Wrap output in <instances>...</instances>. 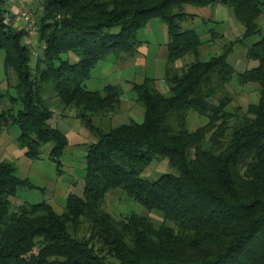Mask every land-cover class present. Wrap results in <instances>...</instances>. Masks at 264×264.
I'll return each mask as SVG.
<instances>
[{"label": "trees", "instance_id": "trees-1", "mask_svg": "<svg viewBox=\"0 0 264 264\" xmlns=\"http://www.w3.org/2000/svg\"><path fill=\"white\" fill-rule=\"evenodd\" d=\"M8 2L0 0V53L6 80L12 72L16 81L0 87V103H9L0 131L16 126V142L31 160L51 145L47 156L58 172L68 140L54 116L73 113L94 141L84 147L82 196L68 194L61 213L46 202L13 207L19 189L37 187L0 160V264H264V35L245 50L250 68L236 71L227 59L261 34L264 0H40L34 53ZM214 5L226 7L243 31L202 60L205 41L182 27L196 18L185 7ZM153 19L168 37L167 92L153 78L131 83L142 121L105 127L120 110L122 88L90 91L83 83L109 54L136 55L144 44L137 35ZM209 34L210 41L222 36ZM68 54L78 60L62 59ZM234 81L255 86L256 102L229 111ZM189 111L206 122L189 129ZM153 161L171 171L142 177ZM116 190L147 214L106 211V195Z\"/></svg>", "mask_w": 264, "mask_h": 264}, {"label": "rangeland", "instance_id": "rangeland-1", "mask_svg": "<svg viewBox=\"0 0 264 264\" xmlns=\"http://www.w3.org/2000/svg\"><path fill=\"white\" fill-rule=\"evenodd\" d=\"M8 1V4L11 5L9 10L13 15L17 12L20 5L28 9L33 17L36 16L39 11L40 0ZM185 11L196 15L194 20L184 22L182 27L184 29L193 28L199 34L200 38L205 41L200 55V59L202 60H207L214 54L220 53L221 47L228 41L241 37L243 27L233 18L226 7L221 5L204 8L187 6L185 7ZM7 17L9 19V16ZM209 20L219 22V24H213ZM257 23L261 29V34L245 40L242 45L234 46L231 51L232 53L227 58L228 62L232 64L236 71H243L254 65L252 62L246 61L245 50L264 35V16H261ZM210 29H214L222 36L214 41H210ZM137 39L144 43L140 55L136 58H132L133 56L126 54H121V56L109 54L97 63L91 71L90 78L83 83L84 87L90 91H101L106 84L121 86L122 104L120 110L117 114L112 115L110 120H103L106 125L105 127L117 126L122 123H127L130 120L136 122L142 121L143 110L136 103L135 95L131 90V83L140 82L141 80L139 78H141V76L153 78L155 83L157 82L159 86L164 85L166 88L163 77L165 59L161 49L163 44L167 41L165 25L158 19H153L138 33ZM28 45L31 47L32 53L35 52V48L39 49L41 46L36 43L34 34L29 37ZM118 57L124 58L118 59ZM62 59L75 62L78 60V57L68 54V56L63 55ZM191 59L190 56H187L177 62L176 66L179 67L189 62ZM2 61L3 54L0 53V87L4 90L8 87L7 83L14 84L16 78L14 74L10 72V80H6V73ZM30 65L34 67L35 56H32ZM228 89L235 98V101L228 107L229 111H232V107L236 106H240L244 109L249 103H254L257 100V91L253 85L248 84L246 86H239L237 82L234 81ZM161 92L166 93L167 90H162ZM9 94H15L13 88L9 89ZM8 106V101L4 100L0 103V111ZM52 122H57L56 126L67 135L69 143L61 159L63 164L62 171L59 172L55 164L48 159L47 156L51 145L42 146L40 158L31 160L23 155L22 149L16 142V138L19 135V130L16 126L8 130L0 131V160L13 163L17 169V176L28 179L37 187V189L34 190L19 189L16 196L10 198L13 207L22 204L46 202L51 205L57 213H61L68 194L82 196L83 157L85 148L77 144L80 142L85 144L93 142L94 137L89 133L85 125L81 124L79 120L74 117L73 113L63 119L54 116ZM187 122L188 128L193 130L197 126L204 124L206 118L198 116L193 111H189ZM169 171H171V169L166 161H153L143 172L142 177L148 180H154L160 173ZM104 208L112 215L119 217L131 212L140 215L147 214L146 210L140 204L130 200L118 190L108 192ZM151 216L158 219L156 215L151 214Z\"/></svg>", "mask_w": 264, "mask_h": 264}, {"label": "built area", "instance_id": "built-area-1", "mask_svg": "<svg viewBox=\"0 0 264 264\" xmlns=\"http://www.w3.org/2000/svg\"><path fill=\"white\" fill-rule=\"evenodd\" d=\"M9 21L8 18L4 19V23ZM14 21L19 22L18 29H25L28 33L26 43L29 42V37L35 33V17L24 6L20 5L15 13Z\"/></svg>", "mask_w": 264, "mask_h": 264}, {"label": "crops", "instance_id": "crops-1", "mask_svg": "<svg viewBox=\"0 0 264 264\" xmlns=\"http://www.w3.org/2000/svg\"><path fill=\"white\" fill-rule=\"evenodd\" d=\"M166 28V27H165ZM167 41H168V37H167ZM167 41L163 44V47H161V49H162V53L164 54L165 53V45H166V43H167ZM144 45V44H143ZM143 47V46H142ZM142 47L140 48V50H139V52L135 55V57L133 56L132 58H136L138 55H140L141 54V49H142ZM145 76H141V78H139L140 80H142L143 78H144ZM139 80V81H140ZM166 84V83H165ZM156 85H157V87H158V89L160 90V91H162V90H167L166 88H167V85H166V88H165V86L163 85H161V86H159L158 85V83L156 82ZM162 87V88H161ZM57 125V122L55 123V126ZM66 135V134H65ZM66 137H67V135H66ZM67 140H68V138H67ZM84 144L85 143H83V142H80V143H78L77 145H79V146H81V147H83L84 148ZM68 145H69V143H68ZM67 145V146H68ZM22 153H23V155H24V150H22Z\"/></svg>", "mask_w": 264, "mask_h": 264}]
</instances>
